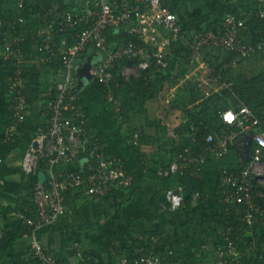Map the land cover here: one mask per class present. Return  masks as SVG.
<instances>
[{
    "label": "crops",
    "instance_id": "obj_1",
    "mask_svg": "<svg viewBox=\"0 0 264 264\" xmlns=\"http://www.w3.org/2000/svg\"><path fill=\"white\" fill-rule=\"evenodd\" d=\"M20 1L21 0H14L12 2L13 5L11 4V6L14 8V11L12 12L14 17V13L17 14L18 9H23L25 0H22V6L19 4ZM34 1L40 2L41 0ZM93 1L94 0H53V3L50 6H43L42 10L37 9V11H34V20L40 25H38L37 27V34H35L33 42H31L32 46L30 54L32 53L34 58L30 59V61L35 64L34 68L36 69L33 68L32 70H30V73L25 71L24 64H26L29 60H25V56L23 54L22 62L14 64L15 70L12 71L10 75L6 76L5 82L0 71V98H2V100L0 101L3 102L6 98V101H4V110L2 109L3 113L2 115H0V158L2 160L0 166L3 165L4 168V175L3 178H1V185H3V193L1 195L0 201L1 212H4L5 210L9 209L11 210L12 201L16 200V202L18 203L19 200L22 199V197H25L29 193H32L34 197V192H30L31 189L29 185L26 186L27 190L25 191V185L22 184L23 182L21 183L19 179H17V177L18 172L21 168V158L25 151L24 149L27 148L28 144L32 139V137H25V134L29 130L28 126H33L34 128V126H37V124L40 123V118L43 117L45 112L41 110L42 116H40L37 109H45L49 111L50 114L49 107L46 103L44 104V107L42 106L43 104L36 105L32 108L28 107V103L31 104L32 102V87L36 86V84L39 83L46 85V88H43V90H37L42 92L43 96H46L45 92H49L48 88L51 84L50 82L54 80L53 77L56 79L58 78V72L60 69V62L58 59L47 61L49 53L47 52V50L43 49V46L46 43L45 41L48 39V34H50V38L48 39L50 45H60L63 39H66L69 43H74L76 34L71 33L72 31H68L66 33H58L56 31L57 26L55 24H57L58 19L64 13L70 10H80V12L84 13L85 8L89 6L88 3ZM127 1L133 5L137 3V0ZM175 1L178 0H170L167 2L168 6L172 11H175L176 8V6L174 5ZM140 6L142 7L141 4ZM242 6H246L249 8L251 7V9L257 11L259 10V12L264 11V4L257 0H222L221 7L223 8L221 9V12L218 14L211 15L210 21L218 19V16H223L226 11L233 10L236 7H240L241 9ZM7 8L8 7H3L0 3V12L7 14V12H9L5 10ZM20 18L22 17L19 16L14 19L11 23H9L8 20L0 17V44L2 42L3 36L6 35L8 38L7 43L13 46V48L15 45L17 46L18 42L23 36L22 32H18L17 29L18 24H24L23 18V22H19ZM13 24H15V27H12ZM198 24L199 28L204 27L200 24V22ZM192 27L194 28V26ZM199 28L197 27L196 29L198 30ZM245 29H247V26L245 27ZM114 33V31H110L106 36L109 48L111 47L110 43L112 44L113 40L115 39L111 38L114 36ZM172 44L175 45V42ZM175 50V47H172L169 51L167 50L166 66L170 65L171 63V65L168 66V70H166V72L168 73H163L165 72V68L160 71H158L157 68H154V70H156V72L158 73V81L162 80V83L165 84L163 90L159 92L157 90H153L151 93L148 94L143 104H136L134 102L129 101L127 94L129 93L130 89L129 91L128 89L127 91H123L121 89L122 91L120 90L119 96H116L111 92L110 89L105 88L101 85L103 87L101 94L98 91L97 87L100 86V84L93 81V79L90 80L86 71L81 76V83L78 84L77 89H79L80 85L84 83H86V85L88 86L87 88H90V86L93 87V84H95L96 93L98 94V97L92 95L90 103L87 100L83 101L86 104V115L88 117V122L86 126L87 133L81 136L85 147V151H81L83 152L84 157L72 160L70 163L58 167V170L79 172L83 175H89L90 171H88V166L90 165L92 157H94L96 153H102L106 159L115 160L116 162L122 163L123 165L124 163H127V172L130 173L131 171V174L133 175V187L131 186V189H129L130 187H121L117 190H112V192L110 191L111 196L109 198L106 197L100 201L96 200L91 195H86L84 188L79 189L76 192H73L71 190H67L64 192V204L67 212L64 217L61 218L62 220L60 219V221L58 222V224L60 225L55 229H52L51 227L50 229H46V231L40 233V239L42 244L45 248H47L55 256H57L58 262L60 264H75V254L79 256V259L80 257L86 258L87 264H99L100 262H103V259L105 263L111 262V257L112 255H114L113 253L115 249H102V246L98 241V226L106 220L110 219L116 213V211L121 212L122 219L125 223H131V236L123 237L124 240L130 241L131 237H134V239H136V237L140 236L141 234L144 235V233H151V235H155L154 238H156V236L161 234L160 230L164 231L170 227H166L167 225L161 224L157 218L148 220L149 217L154 215V211L152 209V199L155 195L159 196L163 193L165 202V192L170 187H182V194H184L183 196L185 197L186 202V208L183 206L179 209V211L177 210L178 213L177 211H167L170 213H176L172 215L169 214L170 217L178 215L185 220L197 221L205 215H221L222 212L220 203L225 197L227 190L229 189L228 179L232 175H238L239 171L243 168H246L249 164L250 146L252 145V148L254 146L251 141V134L247 132H242L235 126L229 125L235 127V130L229 131L224 136L217 135L215 133H208L212 134L215 139L227 138L230 142V150L229 153L221 159L208 157L207 163L204 166L200 177L193 178L190 174V170L184 173V175H182L181 177L173 176L171 178H161L157 174V168H159V166H163L168 163L172 159L173 155L182 151L183 149L187 148L193 153L200 152V148L205 143V138L208 134L201 138V142L199 141L198 143H196V138L194 137V134L188 131L183 132L179 130V127L187 121L185 112L192 109L194 106L199 105L202 101H204V99H206L210 95L217 94L224 89H228V87H226L225 85L230 84L226 82L220 84L214 83V80L209 78L208 71L205 72V75H203L202 77V79H205L207 81L203 82L204 80H200V76L202 75H199V73L193 71L194 64H192V61L194 59L190 57V60L187 63L179 59L177 56L175 57ZM263 50L261 52H257L245 57L260 55ZM17 51L21 52L19 48L14 49V53L12 54L13 60H15V53ZM90 52L91 49H87L81 55L83 60L87 63H90V61H94L95 59L101 60L106 57L104 53H98V55L90 57ZM110 53H113L114 57H116L115 61L117 59H121L117 54H115V52L110 50ZM233 60L232 63H234ZM181 63L186 64V68L182 67L180 65ZM51 64H56V66L52 67V69L56 68V71L52 70L51 75L53 77L49 78L48 76L46 79H44L45 83H42L40 81V73L43 74V72L45 71L43 70L45 66ZM191 68H193V70H190ZM185 69L189 71L185 73ZM188 75L192 76V79H189L190 84H187L186 86L182 87V79L184 77L188 78ZM13 77H19L20 79H24L25 86L28 83V78L30 80L31 85L28 91L30 93V100L28 99L26 94L27 87L23 91L26 101L27 99L29 100V102L27 101V106L24 110V113L28 112L29 115L27 123L25 124L26 118L25 121L22 122L23 130L20 132V135L22 137L18 139V141H20V144L17 147L13 146L12 144L15 140V137H12V139L14 140H9L8 137H6V125L9 123V121H11V119L14 121L12 125L16 123V119L14 117V109L16 110L15 106L17 104V94L16 92L11 91L9 86V79ZM133 78L134 77H132V79ZM124 82L127 83V81ZM202 82L205 84V86ZM130 84L131 85L127 86L128 88L132 86V83ZM206 86L208 87V89H205ZM82 88L85 87L83 86ZM104 92L111 93L112 96H114L115 99L120 102V105L115 106L112 102H109L106 99V96H104L108 104L110 103V108L108 110V106L101 101V96L106 95V93ZM169 93H171L172 96L175 95L173 97L174 99H171V101H168V97H165V95ZM96 99H98V105L96 104ZM77 103L79 105L78 101ZM121 112H124L125 114H122ZM220 118L223 122L221 116ZM19 124H17V132L19 131ZM12 125L8 127L9 131L13 127ZM89 125L92 126V129L94 128L96 132L99 133L100 131H102L108 135V137L103 138L110 141V147L112 146L114 148L113 150H115L118 155L113 150L108 148V144L105 140H103V138L101 139L100 137L92 136L93 133ZM244 133L250 135V143L248 144V151L246 152L247 157H242L239 151H237V149H235L232 144L235 139H240V137L238 136ZM187 140L191 143H189L188 145L186 144L184 147H181L182 145L180 144V142L182 141L186 143ZM134 148H138V152H132L131 149L135 150ZM174 148H177V150H174ZM131 153H133V155H131ZM136 157L139 159V163L136 162ZM167 157L169 158V160ZM186 175L192 177L193 180H198L199 182H201L200 191L197 190L195 192H192L189 198H187L188 194L187 192H185V190H187V186L185 187L184 185H181V178L185 177ZM45 178L46 175H44L43 180H38L35 182V184L40 181H45ZM26 180H28V178H26ZM28 181H30V179ZM191 185L193 186L194 184ZM23 190L24 192H22ZM196 193H198V197H200L193 203L192 198L193 195ZM127 195L129 196L127 197ZM9 200L10 202H8ZM188 201H190V203ZM256 202L260 204V202H258L257 200ZM17 203L15 209L13 208V212L15 213L14 221H12L11 223H5L3 226L0 224V238L6 230H8L11 226L14 225L15 222L21 223V221L17 219L18 212L28 213L27 209H17ZM8 205H10V207H8ZM161 208L162 207L160 206L159 211L161 213L165 212V210H161ZM35 209L36 205L34 207V212ZM28 214H30V212ZM258 219L263 220V226L259 233L260 235L264 236V217L257 216V220ZM63 224L68 225V228H62ZM171 227L172 229L170 233L174 234L175 227ZM211 227L214 230V226L211 225ZM227 229L231 230V228ZM226 230H215L214 239L211 241H214L216 245H222V237ZM178 231L181 235V238H183V236H185L187 232H189V234L187 235H189L190 237L196 236L191 229L182 228ZM24 234L19 239V241L16 242L15 246L7 252L6 256L13 254L12 252H16L17 250L19 255L21 249L28 248L29 253L27 254V257L25 256V259H23L15 255V258H12L11 255L9 258H6L7 264H29L28 262L32 259V251L30 248L29 240ZM73 238L77 240L78 243V245H76L78 248L76 249H73L70 244L73 242ZM250 239V232L245 231L243 232V234L240 233V236L237 240L238 256L236 257L234 262L237 261L239 259V256L245 253L246 251L249 252V250L253 251L254 249H256V246L252 244L250 245L249 250L248 248L243 250L244 247L242 246H248L250 244ZM130 242L133 244L132 241ZM124 245L126 249L136 251L137 253L135 255L140 253V251L142 250L154 248H159L161 253L166 254V248H169L165 247L162 249V247H158L157 243H151L150 247H147L145 245L142 247L132 246V248H129L127 247L128 244L125 243ZM120 246H122V244H120L119 247ZM109 251L110 253H112L111 256L109 254ZM79 252H82V254ZM6 256L1 258L0 264H3V262L1 261H3ZM231 262L233 261H230L229 264Z\"/></svg>",
    "mask_w": 264,
    "mask_h": 264
},
{
    "label": "built area",
    "instance_id": "obj_2",
    "mask_svg": "<svg viewBox=\"0 0 264 264\" xmlns=\"http://www.w3.org/2000/svg\"><path fill=\"white\" fill-rule=\"evenodd\" d=\"M168 1L170 0H137V3L133 5L127 0H94L88 3L89 6L85 8L84 13L80 10H70L64 13L55 24L58 33L75 31L74 43L63 39L60 45H50L48 41L50 34H48V39L43 46V49L49 53L47 61L58 59L60 62L58 78L52 81L49 89V93L54 91L49 127L46 134L40 132L31 139L21 160V169L27 176L35 174L42 162L46 178L45 181L37 182L34 186L36 205L34 214L17 213V219L27 228L24 235L29 240L32 258L37 261V264H60L57 256L42 244L40 232L44 228L57 224L66 214L65 191L76 192L84 188L86 195L94 196L132 186V177L124 165L115 160L106 159L102 153H96L92 157L88 166L89 175L58 170V167L73 160V148L85 151L81 136L87 133L88 117L82 106L77 105L73 95L78 86L80 66L84 61L81 55L87 49H91L90 57L104 53L106 57L101 60L95 59L94 64L87 67V72L93 81L109 89L111 82L114 81L112 70H114L116 57L110 53L106 36L110 31L117 32L116 34L120 36L124 30L128 34L137 36L140 41L129 42L120 51L121 59L136 61L133 64H127L130 66L123 65L122 71L120 69L123 80L129 81L132 77H138L141 71L152 67L157 68L158 71L162 70L167 65V50H171L172 43L176 41L183 27L179 23L177 14L168 6ZM258 1L264 4V0ZM22 3L21 0L19 4L22 6ZM258 15L264 19V11H260ZM19 22H23L22 18ZM12 27H15V24ZM245 27L243 19L228 13L222 18L218 31L214 32L205 27L199 28L193 34L190 45L193 55L199 56L207 47L241 56L261 52L264 48L263 43L246 42L242 38ZM7 39L6 35L2 38L1 57H9L14 53V48L7 43ZM22 60L23 53L17 51L14 64ZM132 66L135 71L125 76L124 69H132ZM9 86L10 90L17 94L16 110L14 109L16 123L10 129L9 140H11L17 134V124L25 121L24 110L27 101L23 93L26 88L24 79L10 78ZM225 86L229 87L230 84ZM105 96L115 106L120 105L111 93H106ZM220 115L225 124L250 133L254 145L249 151L250 162L247 167L240 170L238 175H232L228 179L229 189L221 203L244 204L245 215L242 219L248 225H253L257 221V216L264 217V191L259 189L264 187V179L257 171V167H264L262 159L264 126H260V120L245 105H242L237 112L226 110ZM229 150L230 142L227 138L215 139L212 134H208L200 152L193 153L187 148L183 149L173 155L168 163L159 166L157 174L161 178L181 177L190 170L193 178L200 177L208 157L221 159L229 153ZM195 196L198 197V193ZM256 200H260V204ZM184 204L182 187L177 186L166 190L165 202L160 206L167 211L175 212ZM230 232L231 230L227 229L222 237L223 244L216 245V258L212 264H229L238 256L237 243L230 239ZM171 255V249L166 254L161 253L159 248L145 249L130 259L121 257L117 263L112 264H176L171 262Z\"/></svg>",
    "mask_w": 264,
    "mask_h": 264
},
{
    "label": "trees",
    "instance_id": "obj_3",
    "mask_svg": "<svg viewBox=\"0 0 264 264\" xmlns=\"http://www.w3.org/2000/svg\"><path fill=\"white\" fill-rule=\"evenodd\" d=\"M258 1V0H257ZM221 2L222 0H178L174 2L175 13L177 14V17L179 19V23L183 26H189L192 27L195 24H200L204 26L207 29H211L212 31L216 32L220 28V24L222 21V18L228 14L232 13L235 14L237 17L244 20L247 29L242 32V38L246 42H254V43H264V19L259 17V10L251 9V7L242 6L236 7L233 10L226 11V13L223 16H218V19H214L213 21H210V16L213 14H218L221 12ZM0 3L3 7H8L5 9L7 14L0 12V17L3 19H6L11 23L14 19L17 17H22L24 19V24H18L17 29L18 32H22L23 36L21 37V40L18 42L17 46H14V49L19 48L20 51L24 54L25 60H29L26 64H24V69L28 73H30V70L34 68V63L30 61V59H33L31 51V42H33V38L35 34H37V27L38 22L34 20L35 13L34 11H37V9L42 10V7L50 6L53 3V0H41L40 2L34 1V0H25V3L23 5V9H18L17 14H15V17L13 16L12 12L14 11V8L11 6L13 5L11 0H0ZM11 12V13H10ZM16 12V11H15ZM44 21V20H43ZM45 24V23H44ZM9 25V24H8ZM199 25V24H198ZM182 28V31L180 35L183 37L184 42L183 45L179 48H176L174 51L175 57L177 56L179 59L185 61L188 63L190 60V57L194 54L190 45L193 41V34L197 31H190L191 29ZM192 32V33H191ZM71 33H75V31H72ZM120 43L119 46L122 48L129 42L137 43L139 42V38L137 36L124 33L120 35ZM0 48L1 44H0ZM208 49H216L212 47L204 48L203 51H207ZM230 55L228 57V62L231 63V60L234 58V53L228 54ZM14 62L12 54L9 57H1L0 60V71L2 74V77L5 82V78L7 75H10L12 71L15 70ZM136 61H129L127 59H117L114 63V81L111 82L109 89L113 94L116 96H119L120 90L123 91H129L127 94V97L129 98L130 102L134 103H144L145 99L147 98L148 94L151 93L153 90H157L158 92L163 90L164 83L159 84L158 81V73L156 70H154V67L141 71L139 76L137 78H131L130 83H132L131 87H127L131 85L130 83L124 82L122 76L120 75V69L121 66L127 65V64H133ZM227 61L221 65L214 66L209 62V78L214 80V83L220 84L223 82L230 83L231 86L228 87V89L222 90L220 93L212 94L204 101H202L199 105L194 106L192 109L185 112V116L187 118L186 123H183L179 130L183 132H190L194 134V137L196 138V143L199 141L201 142V138L207 135L208 133H215L217 135L224 136L226 133H228L231 130H235V127L229 126L221 121L220 114L223 111H226L227 109H232L235 112H237L242 105L247 106L254 116H256L260 120V126H264V73H260L259 75L255 77H243V76H237L235 77L229 69L230 67L227 65L229 64ZM120 64V65H119ZM119 65V67H118ZM56 66V64L46 65L45 70L49 71V69H52V67ZM36 69V68H34ZM56 71L55 69H52ZM118 71V73H117ZM189 71L185 69V73ZM208 78V77H207ZM53 81V80H52ZM52 81L50 83H52ZM27 97L30 100V80L27 78ZM52 84L49 85L48 90ZM98 91L102 94L103 87L97 86ZM124 88V89H123ZM121 90V91H122ZM104 94V93H103ZM130 95V97H129ZM105 96V95H103ZM27 101L29 102V100ZM79 105H82L85 112H87L86 106L82 101H78ZM106 105H109L106 103V100L104 101ZM113 103V102H112ZM111 103V104H112ZM78 105V103H77ZM109 110V106H108ZM122 114H125L124 112H121ZM49 117V116H48ZM26 124V121H25ZM23 126V125H22ZM19 127L18 130L21 132L23 130V127ZM89 127L92 130L93 137H100L101 139L103 137H108V135L105 132L100 131L99 133L92 129V126L89 125ZM105 140L108 144V148L113 150L114 148L110 147V141ZM108 139V138H107ZM188 140L185 142H180L182 145L181 147H184L186 144L188 145ZM13 146L17 147L18 145V137L14 140L12 143ZM193 144V143H192ZM191 144V145H192ZM135 149V148H134ZM132 152H138V148L135 150L131 149ZM174 150H177V148H174ZM250 150H252V145L250 146ZM115 153L116 151L113 150ZM117 154V153H116ZM118 155V154H117ZM133 155V153H131ZM264 161V156H263ZM136 162L139 163V159L135 158ZM44 164L40 162V165L38 167V170L36 171L35 180H43L44 179ZM4 175V168L3 165L0 166V201H1V195L3 193V185H1V178H3ZM200 183L198 180H193L192 177L185 176L181 178V185L187 186V192L188 197H190V194L195 191H200ZM191 184H194L193 186ZM259 188V187H258ZM261 191H264V187L259 188ZM164 202V196L163 193L158 195H155L152 199V205H153V214L150 219L157 218L161 224L167 225V226H173L175 229L179 230L182 228L191 229L197 237H200L204 240H213L214 239V231L217 230H226L227 228H231L230 232V239L238 243V238L240 236V233L243 234V232L248 231L251 233V239L250 244L248 246L243 245V250L250 248V245L254 244L256 246V249L253 251L249 250V252H245L239 256V259L237 261H233L230 264H264V236L260 235V230L263 226V220L258 219L254 222L253 225H248L245 221H243V217L245 215V205L244 204H237V203H231V204H223L221 205V215H205L202 216L199 220L193 221V220H185L182 219L180 216H169V212H160V204ZM260 202V200L258 201ZM34 197L32 193H29L25 197H22V199L19 200L17 203V209L20 210H28V213L30 214L34 213ZM179 211V210H178ZM177 211V212H178ZM58 224V223H57ZM55 224L52 227V229H55L60 224ZM212 226H214V230L212 229ZM63 226V227H62ZM61 227L64 229L68 228V225L63 224ZM131 223L127 222L125 223L122 219V214L120 211H116V213L105 222L101 223L98 226V241L102 248L106 250H114V256L117 261L121 259V257H127L128 259L135 256L137 253L136 251H132L130 249H126L124 245L120 246L117 245L118 240L122 239L125 236H131V229H130ZM51 227L44 228L40 233L46 231V229H50ZM213 230V231H212ZM27 231V228L19 223L15 222L13 226H11L8 230H6L1 238H0V260L4 256H6L7 252L11 250L17 241L22 237L24 232ZM168 240H163L166 242ZM210 240V241H211ZM162 241V242H163ZM114 248V249H113ZM110 252V251H109ZM171 262L176 264H200V263H186L182 260V256L180 253H174L172 251L171 255ZM115 262V261H114ZM29 264H37V261L35 259H31ZM116 263V262H115ZM94 264V263H93ZM102 264V263H99Z\"/></svg>",
    "mask_w": 264,
    "mask_h": 264
},
{
    "label": "rangeland",
    "instance_id": "obj_4",
    "mask_svg": "<svg viewBox=\"0 0 264 264\" xmlns=\"http://www.w3.org/2000/svg\"><path fill=\"white\" fill-rule=\"evenodd\" d=\"M11 1L13 2L14 0H11ZM197 27L199 28L198 24H195L194 28L193 27H189V26L185 27L184 25H183L182 28L183 29L186 28V30L187 29H191L190 31H195V30H197L196 29ZM116 33L117 32H115L114 36L111 37V38H115V39L113 40L112 44L110 43V46H111L110 50L115 52V54H117L120 57V53H121L120 51H121L122 48L121 47L119 48V41H120V39L122 40V38H120V36L117 35ZM124 33H126V32L124 30H122L121 35L124 34ZM183 42H184L183 37L181 35H179L177 37V39L175 41V45H173V47L179 48V47H181L183 45ZM1 51H2V48H0V52ZM197 56L198 55H195V56L192 55L191 56V58L194 59L192 61V64H194L193 65L194 70H193V68H191L190 70L196 71V73H199V75L201 74L202 76H200V80H204L203 82H206L207 80L202 79V77H203V75H205V72L209 71V62L213 65V67L214 66L216 67L218 65H221V64L225 63L226 61L228 62V57L230 55H228V53L223 52V51L218 50V49H208L207 51L206 50L202 51L201 54L198 57ZM233 59L232 60L234 61V63H232V60H231V63L228 62L229 64H227V65L230 67L229 69H231V71H232V73H233V75L235 77L243 76V77L251 78V77H255V76L259 75L260 73H264V50H263V52L260 55H255V56H251V57H245V56H241V55H234ZM0 60H1V56H0ZM93 64H94V61H90V63H87L85 61L82 62V65L80 66V70H79V75H78V84L81 83V76L83 75V73L85 71H86V73L88 75V72H87L88 68L87 67L92 66ZM170 65H171V63H170ZM170 65H168V66H170ZM180 65L182 67L186 68V64L181 63ZM127 66H130V65H127ZM168 66L165 67V72H163V73H168V72H166V70H168ZM122 69H123V66H121V71H122ZM43 70H45V68ZM124 70H125L124 71L125 72V76H127L130 73L135 71L134 67L132 69H127L126 68ZM51 72H52V69H49V71L45 70L43 72V74L40 73V75H41L40 76V78H41L40 81L42 83H45L44 79H46L48 76H49V78L53 77L51 75ZM44 74H46V75H44ZM53 79H56V78L53 77ZM89 79L91 80L92 78L89 77ZM189 79H192L191 75L190 76L188 75V78L184 77L182 79V81H183L182 87L186 86L187 84H190V80ZM127 83H130V82L127 81ZM159 84H162V80L159 81ZM82 85L85 88H82L83 87ZM95 86L96 85L93 84V87L90 86V88H87L88 86L86 85V83L81 84L79 89H77L75 91V93L73 94L74 98H75V101L76 102L77 101H82L83 102V101L87 100L90 103L92 95H95V97H98V94L96 93V87ZM204 86H205V84H204ZM43 88H46V85L40 84V83L36 84V86L32 87V102H31V104L28 103V107L32 108V107H35L36 105H39V104H41V105L43 104L42 106L44 107L45 103L48 105L49 110H50L51 105L53 107L52 101H53V98H54V91H51L50 93L49 92H45L46 96H43L42 92L37 91L39 89L43 90ZM205 89H208V87L206 86ZM174 96H172L171 93L165 95L166 98L168 97V101H171V99H174L173 98ZM101 98H102L101 101L104 103L105 97L102 95ZM0 100H2V98H0ZM96 100H97L96 104L98 105V99H96ZM4 101H6V98L4 99ZM4 101L3 102L0 101V115H2L3 110H4ZM83 103L85 104V102H83ZM106 103H108V102L106 101ZM85 106H86V104H85ZM107 106H109V108H110V103ZM41 110L43 112H45V113H44L43 117L40 118V123L37 124V126H34V128H33V126H28L29 130L25 134L26 135L25 137H32L33 138V137H36L40 132H43L44 134L47 133L46 131L48 130V127H49L50 114H49V111H47L45 109H39V110L37 109V111L39 112L40 116H42L41 115ZM28 115H29L28 112H26V123H27V120H28ZM11 121H9V123L6 125V127H7L6 137H8V139L10 137V131H9L8 127L10 125H12V123L14 122L12 119H11ZM22 125H23V123L19 124V127H21ZM14 137H15V139H16V137H18V139L20 137H22L20 135V131H18L16 136H14ZM238 137H240V139ZM238 137H237L238 138L237 140L235 139L233 141V146H234L235 149H237V151H239V153L241 154L242 157H247L246 152L248 151L247 147L249 146L248 144L250 143V135H248L247 133H244V134H242V135H240ZM46 143H48V142L46 141ZM19 144H20V141H18V145ZM19 149H21V148H19ZM72 151L74 153L73 160H76L78 158H83L84 157L83 152H81L78 148H73ZM168 160H169V158H168ZM124 165L126 167L125 169L128 170L127 169V163H124ZM257 171L261 174L262 178L264 179V167L263 166L257 167ZM43 173H44V175H46L45 171ZM129 174H130L131 177L133 176L131 174V171H130ZM26 178H28V180L30 179V181L26 180ZM17 179H19V181L21 183L23 182L22 184L25 185V191L27 190V188H26L27 185H29V187L31 189L30 192L33 191V187H34V184L36 182L34 174L26 176L21 171V168H20V171L18 172ZM4 183H5V181H4ZM129 189H131V187ZM22 192H24V190ZM113 192H115V191H113ZM110 194L111 193L109 192V193H106L104 195H94L92 197L95 198L96 200L100 201L103 198H106V197L109 198L111 196ZM128 196L129 195H127V197ZM199 197H196L195 194H194L193 198H192V202L194 203L196 200L199 199ZM8 202H10V200ZM188 202L190 203V201H188ZM11 203L13 204V205L11 204V210L10 209L9 210H5L4 212H1V210H0V224L2 226L5 223H11L12 221H14V214L15 213L13 212V208L15 209L17 202L15 200V201H12ZM8 207H10V205H8ZM184 207L186 208V202L184 204ZM161 210H166V209L161 208ZM169 214L172 215V214H176V213H170L169 212ZM166 227H170V228H168L167 230H164V231L160 230L161 234L156 236V238H154L155 235H151V233H148V234L144 233V235L141 234L140 236L136 237V239H134V237H131L130 241H132L133 244L129 240H124V238L121 239V240H118L117 244L118 245H120V244L124 245L126 243V244H128L127 247L132 248V246H134V247H142V246H145V245L147 247H150L151 243H153V244L157 243L158 247H162V249L165 248V247H169V248H166V251L171 249L172 251H174V253L175 252L176 253H180L181 256H182V260L184 262H186V263H200V264H212L213 263V261L216 258V250H217L216 244L214 243V241H210L211 239L210 240H204V239H202L200 237H196V236L190 237L189 235H187V234H189V232H187V234H185V236H183V238H181L180 237L181 235H180V233H179V231L177 229H175V232L173 234V233H170L172 227L171 226H166ZM148 232H150V231H148ZM167 238H168V240L166 242H164L163 240H165ZM158 239H159V241H158ZM75 243H77V240H75L73 238V242L70 243L73 249L78 248L76 246V245H78V243L77 244H75ZM17 251L16 252H12L13 254H10V255L6 256L3 259V261H1V262H3V264H7L6 263V261H7L6 258H9L11 255H12V258L13 257L15 258V255H16L17 257L19 256L20 258L25 259V256L27 257V254L29 253L28 248L21 249L19 255H18ZM79 253L82 254V252H79ZM109 254H110V256L112 255V253H110V252H109ZM75 255H76L75 256L76 259L74 258L75 264H87V259L86 258H84V257L81 258L80 257V259H79V256L77 254H75ZM109 259H110V257H109ZM111 260H112L111 262H106L105 263L104 259H103L102 260L103 262H100V263H102V264H112V263H115V262L117 263L118 262L115 259L114 255H112Z\"/></svg>",
    "mask_w": 264,
    "mask_h": 264
}]
</instances>
